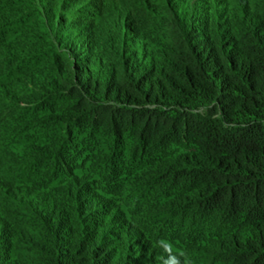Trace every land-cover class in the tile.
<instances>
[{"label":"rangeland","instance_id":"374dc122","mask_svg":"<svg viewBox=\"0 0 264 264\" xmlns=\"http://www.w3.org/2000/svg\"><path fill=\"white\" fill-rule=\"evenodd\" d=\"M257 2L0 0V264H55L57 245L79 234L119 244L141 264H162L161 238L191 264H225L215 248L226 234L195 218L185 191L162 174L195 148L95 129L54 85L70 65L103 72L150 62L173 46L182 14L208 34Z\"/></svg>","mask_w":264,"mask_h":264},{"label":"trees","instance_id":"16d2710c","mask_svg":"<svg viewBox=\"0 0 264 264\" xmlns=\"http://www.w3.org/2000/svg\"><path fill=\"white\" fill-rule=\"evenodd\" d=\"M257 4L208 34L182 14L173 46L150 62L134 58L103 72L70 65L54 85L95 129L132 131L147 146L195 148L162 174L185 191L195 218L226 234L215 248L225 264H264V0ZM92 237L57 245L55 264H141L123 246Z\"/></svg>","mask_w":264,"mask_h":264},{"label":"clouds","instance_id":"9594fccd","mask_svg":"<svg viewBox=\"0 0 264 264\" xmlns=\"http://www.w3.org/2000/svg\"><path fill=\"white\" fill-rule=\"evenodd\" d=\"M157 245L167 254L165 257H161L162 264H181V257H183V264H191L184 251L174 250V245L170 240L161 238L157 241Z\"/></svg>","mask_w":264,"mask_h":264}]
</instances>
